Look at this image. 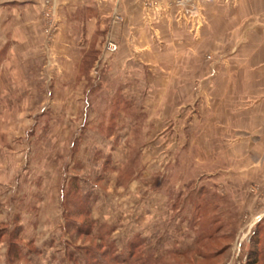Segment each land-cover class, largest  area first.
I'll return each instance as SVG.
<instances>
[{"label":"rangeland","instance_id":"374dc122","mask_svg":"<svg viewBox=\"0 0 264 264\" xmlns=\"http://www.w3.org/2000/svg\"><path fill=\"white\" fill-rule=\"evenodd\" d=\"M19 17L60 74L0 93V177L41 199L0 222L5 264H264V0H0V40Z\"/></svg>","mask_w":264,"mask_h":264},{"label":"crops","instance_id":"0c3cea01","mask_svg":"<svg viewBox=\"0 0 264 264\" xmlns=\"http://www.w3.org/2000/svg\"><path fill=\"white\" fill-rule=\"evenodd\" d=\"M19 19L20 21H17L15 23V26L12 30V34L10 35L11 37L9 38L4 37L0 40L1 41L0 42V53H3V51L6 49L5 59L2 62V64H0V93L1 94L8 93L10 92V90H14L13 92L17 94H21L26 91H28L32 95H35L38 93L43 94L45 92L47 94V92L53 85V79H54L53 75L54 77L59 76L60 72L56 75V72L54 70L55 69L54 57L50 61H45L46 54L44 53V49L42 47V39L40 38L39 32L36 30L37 25L36 26L33 25L34 21H32L31 23H26L24 25L23 23L24 21H22L21 17H19ZM5 26L6 24L0 21V31H4ZM254 29L256 30L255 36L258 37L254 44L261 46V50L260 52L257 50L256 56L263 55V57L260 58V60H262L261 62H264V34H263L264 27L263 25H257L255 26ZM260 35H261V38H259ZM65 51L66 49L63 52ZM52 52L53 53L51 54L54 55V51ZM258 53H260V55ZM73 55L76 56V54H73ZM64 56H66L67 58H70V55L68 53H66ZM262 66H264L263 63H262ZM17 74L21 75L20 76L21 81L12 87L8 83L7 79H9L12 75H14V77H17ZM23 79H26L27 86L25 87H23V84H22V82H24ZM25 89L26 91H24ZM63 92L68 93L69 91L68 89H63ZM23 105H26L27 109L29 107V110H32L34 108V105L36 104H34L33 100L28 99V103H27V100L25 101L23 100ZM34 109H37V107H35ZM32 119L33 117L32 118L27 117L25 121V125L32 126L33 125ZM32 150L29 151L31 154L33 152ZM6 156L7 154L4 150V152L1 153L0 157H4L5 159ZM21 156L24 157V154H22ZM7 161H8L7 159L3 160L4 166L0 163V166H2L1 167L2 169H0V173H5L6 172L5 170L9 169ZM20 167H21L20 164L17 162L15 163V165L12 166L11 173L15 174V176H13L14 179L19 174H21V172L23 171V169L20 170ZM36 183L37 182H30V183H27L26 186H28L31 189V188L36 187L34 186L36 185ZM23 185L24 184L17 183V181L9 184L8 181L6 180V176L0 177V222H3V223L8 222V218L12 217L11 215L15 214L17 207L22 206V203L27 199V198L20 197L19 196L20 194L18 195L19 197H16V193H18L20 189H23ZM11 189H14V192L12 191L8 192V190H11ZM27 200L29 201V204L31 206L40 205L41 203V199H38L36 197H31V198H28ZM52 201H53L52 198H49L46 200L44 199V204L47 205V210L49 209V206L51 205ZM37 216H39V213ZM37 218L38 220H41V221L45 220V219H40L39 217ZM51 218L53 219V216ZM29 219L31 220L32 217L29 216ZM33 222L30 225V231H29L31 233L30 234L31 239L34 241L33 243H35V246L37 248H42L45 245L43 243V238H44L43 234L46 233L48 237L50 235L53 237V235H55L57 231L59 230L58 228L59 225H57V223H54L55 220L51 221V219H46L45 221L47 223L46 226L40 223L39 221L35 223ZM1 243L2 242L0 240V264H5L6 263V251H5L6 249L4 248L5 246L3 247ZM16 264H21V263L17 262ZM50 264H52V262H50Z\"/></svg>","mask_w":264,"mask_h":264},{"label":"trees","instance_id":"16d2710c","mask_svg":"<svg viewBox=\"0 0 264 264\" xmlns=\"http://www.w3.org/2000/svg\"><path fill=\"white\" fill-rule=\"evenodd\" d=\"M256 253H258V251H256Z\"/></svg>","mask_w":264,"mask_h":264}]
</instances>
